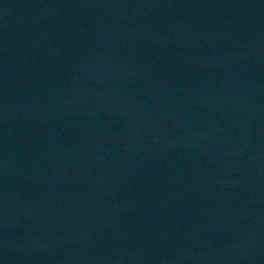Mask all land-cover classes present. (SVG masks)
<instances>
[{"label": "water", "instance_id": "water-1", "mask_svg": "<svg viewBox=\"0 0 264 264\" xmlns=\"http://www.w3.org/2000/svg\"><path fill=\"white\" fill-rule=\"evenodd\" d=\"M0 264H264V0H0Z\"/></svg>", "mask_w": 264, "mask_h": 264}]
</instances>
